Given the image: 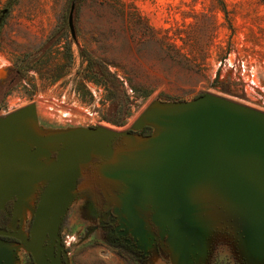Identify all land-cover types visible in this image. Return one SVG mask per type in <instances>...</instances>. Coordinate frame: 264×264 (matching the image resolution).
I'll return each instance as SVG.
<instances>
[{
    "label": "rangeland",
    "instance_id": "obj_1",
    "mask_svg": "<svg viewBox=\"0 0 264 264\" xmlns=\"http://www.w3.org/2000/svg\"><path fill=\"white\" fill-rule=\"evenodd\" d=\"M97 63L123 83L124 105L112 106ZM205 94L264 112V0H0V117L36 104L45 129L130 131L152 102ZM95 202L78 197L63 223L71 264H174L162 245L147 260L114 246ZM200 264L247 263L221 234Z\"/></svg>",
    "mask_w": 264,
    "mask_h": 264
},
{
    "label": "water",
    "instance_id": "obj_2",
    "mask_svg": "<svg viewBox=\"0 0 264 264\" xmlns=\"http://www.w3.org/2000/svg\"><path fill=\"white\" fill-rule=\"evenodd\" d=\"M75 10L74 1V40ZM35 196L32 239L23 241L37 264L53 261L44 243L61 241L80 196L112 209L145 247L160 243L174 264H200L221 234L247 264H264V112L205 94L152 102L130 131L45 129L27 105L0 117V207Z\"/></svg>",
    "mask_w": 264,
    "mask_h": 264
},
{
    "label": "flooded vegetation",
    "instance_id": "obj_3",
    "mask_svg": "<svg viewBox=\"0 0 264 264\" xmlns=\"http://www.w3.org/2000/svg\"><path fill=\"white\" fill-rule=\"evenodd\" d=\"M38 203V196L23 203L14 197L0 207V264H37L33 254L26 250L23 239H32L31 231L35 225ZM95 205V207L93 205V209L96 213L91 212V214L99 220L100 227L107 232L108 239L114 246L124 248L141 260L151 257V249L145 247L131 233L126 234V230L121 227L118 217L112 209L106 210L105 205L99 201H96ZM66 216L61 225V241L55 245H52L50 241L44 243L45 247L52 249L53 261H50L51 264L53 262L54 264H71L69 252L62 237V226ZM156 246L157 250L162 249L160 243Z\"/></svg>",
    "mask_w": 264,
    "mask_h": 264
},
{
    "label": "trees",
    "instance_id": "obj_4",
    "mask_svg": "<svg viewBox=\"0 0 264 264\" xmlns=\"http://www.w3.org/2000/svg\"><path fill=\"white\" fill-rule=\"evenodd\" d=\"M62 38V34L59 32V31H56L54 32L50 37L49 39L46 41V43L44 44L43 46V50H46L45 52H47V50L52 47L56 42H58L60 39ZM81 54L82 56L90 61V62H94V60L92 59L91 56H89L88 54H86V52H84L83 50H81ZM30 58L32 59H35L36 58V55H31ZM37 61V60H36ZM27 62V60L25 61ZM97 74L102 77V79H104V81H106L107 83H110L109 86H106L104 85V87H106V90H108L110 96H114V98H111L114 99L112 101V106H119V104L121 103L122 105H124V100H125V90L123 88V83L117 78V77H114L113 80H109L108 78H111L112 77V74H110L108 72V70L101 64H98L97 63ZM114 124H117V125H122L121 123L119 122H112ZM149 130V129H147Z\"/></svg>",
    "mask_w": 264,
    "mask_h": 264
}]
</instances>
